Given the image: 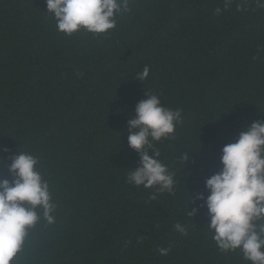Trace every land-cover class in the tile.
<instances>
[{
  "label": "trees",
  "instance_id": "obj_1",
  "mask_svg": "<svg viewBox=\"0 0 264 264\" xmlns=\"http://www.w3.org/2000/svg\"><path fill=\"white\" fill-rule=\"evenodd\" d=\"M129 7L107 35L68 37L46 0H0V179L11 180L18 151L29 152L57 205L54 224L30 230L18 264H250L239 251L218 249L196 196L207 197L222 148L264 121V7L255 0H234L227 11L224 0ZM147 92L182 113L174 139L154 144L175 173L173 193L126 180L140 159L127 124Z\"/></svg>",
  "mask_w": 264,
  "mask_h": 264
},
{
  "label": "clouds",
  "instance_id": "obj_2",
  "mask_svg": "<svg viewBox=\"0 0 264 264\" xmlns=\"http://www.w3.org/2000/svg\"><path fill=\"white\" fill-rule=\"evenodd\" d=\"M233 2L224 0V10ZM255 3L264 7L261 0ZM46 4L57 31L68 37L80 31L93 37L107 35L116 28L117 19L131 10L130 0H46ZM241 8L237 4V10ZM215 12L220 14L221 9L218 7ZM149 72L145 66L136 79L145 81ZM146 95V99L137 103L135 116L127 124L128 145L140 159L126 180L135 187L156 189L157 194L173 193L177 183L175 173L161 162L154 144L174 139L182 113L165 107L159 95L149 92ZM189 157L185 153L181 159L186 163ZM3 163L4 158L0 157V164ZM38 163L33 154L18 151L8 167L11 180L0 179V264H18L30 230L41 221L48 225L56 221L57 205L49 182L37 168ZM220 164V170L206 180L207 197L196 196L207 208V227L221 252L239 251L250 264H264V121L253 122L239 133L235 142L226 144ZM150 199L155 200L156 194ZM196 212L190 209L189 215L193 217ZM174 227L187 235L186 226L177 222ZM158 251L167 255L169 249Z\"/></svg>",
  "mask_w": 264,
  "mask_h": 264
}]
</instances>
